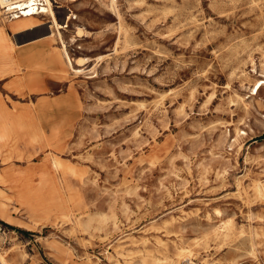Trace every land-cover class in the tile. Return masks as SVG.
<instances>
[{"label": "rangeland", "instance_id": "1", "mask_svg": "<svg viewBox=\"0 0 264 264\" xmlns=\"http://www.w3.org/2000/svg\"><path fill=\"white\" fill-rule=\"evenodd\" d=\"M56 2L77 109L0 88V263L264 264V0Z\"/></svg>", "mask_w": 264, "mask_h": 264}, {"label": "crops", "instance_id": "2", "mask_svg": "<svg viewBox=\"0 0 264 264\" xmlns=\"http://www.w3.org/2000/svg\"><path fill=\"white\" fill-rule=\"evenodd\" d=\"M11 21L7 31L9 42L1 48L0 88L1 91L9 90L7 96L18 106L8 104L7 107L31 109L32 113L41 116L39 125L42 131L60 130L61 125L66 123L62 116L76 113L77 108L72 81L64 75L66 65L63 54L57 41L52 39L50 19L35 16ZM2 27H5L4 23ZM5 40L0 31V42ZM18 69L20 75L11 77L10 74H15ZM27 99L32 107L28 106ZM45 115L50 118L48 122H45ZM57 116L60 121H57ZM6 135L7 128L3 125L0 140Z\"/></svg>", "mask_w": 264, "mask_h": 264}, {"label": "built area", "instance_id": "3", "mask_svg": "<svg viewBox=\"0 0 264 264\" xmlns=\"http://www.w3.org/2000/svg\"><path fill=\"white\" fill-rule=\"evenodd\" d=\"M57 6L59 4L56 0H1L0 11L6 19L14 20L17 17H23L25 14H31V16L46 15L48 10L53 12Z\"/></svg>", "mask_w": 264, "mask_h": 264}, {"label": "bare ground", "instance_id": "4", "mask_svg": "<svg viewBox=\"0 0 264 264\" xmlns=\"http://www.w3.org/2000/svg\"><path fill=\"white\" fill-rule=\"evenodd\" d=\"M113 2H114V0H111V5H113ZM0 4H1V0H0ZM57 8H60L59 6H57ZM53 13L54 12H52L51 10H48L47 11V13H46V15H39V16H48L50 19H51V22H53V24L54 25H56V19H55V17H54V15H53ZM29 17H35V16H31V14H25L23 17H17L16 19H20V18H29ZM16 19H14V20H16ZM67 21L68 20H65L63 23H65L66 25L65 26H63V27H67ZM49 26H51V23L49 24ZM63 29V28H62ZM79 30H81V29H79ZM59 36H60V34L59 33H57ZM64 51V50H63ZM64 53V56H65V59H66V61H67V64L70 66V64H71V60L67 57V55H66V52L64 51L63 52ZM80 63H81V61H79ZM79 63V64H80ZM258 83V82H257ZM262 85H264V81H261L260 83H258L257 84V86L256 87H253V89H252V93H251V95H253V96H256L257 94H258V91H259V89L261 88V86ZM182 249L180 250V255L182 254ZM178 257V256H177ZM1 264V263H0ZM170 264H173V260H170Z\"/></svg>", "mask_w": 264, "mask_h": 264}]
</instances>
